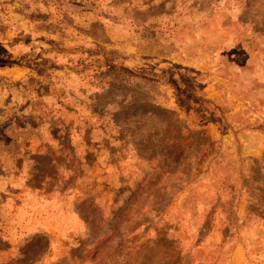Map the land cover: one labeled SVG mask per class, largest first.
Instances as JSON below:
<instances>
[{"label":"rangeland","instance_id":"rangeland-1","mask_svg":"<svg viewBox=\"0 0 264 264\" xmlns=\"http://www.w3.org/2000/svg\"><path fill=\"white\" fill-rule=\"evenodd\" d=\"M0 264H264V0H0Z\"/></svg>","mask_w":264,"mask_h":264},{"label":"trees","instance_id":"trees-1","mask_svg":"<svg viewBox=\"0 0 264 264\" xmlns=\"http://www.w3.org/2000/svg\"><path fill=\"white\" fill-rule=\"evenodd\" d=\"M187 175H182V177H186Z\"/></svg>","mask_w":264,"mask_h":264}]
</instances>
